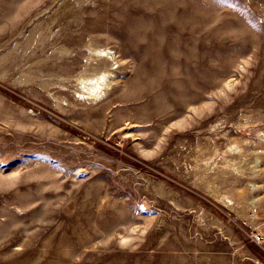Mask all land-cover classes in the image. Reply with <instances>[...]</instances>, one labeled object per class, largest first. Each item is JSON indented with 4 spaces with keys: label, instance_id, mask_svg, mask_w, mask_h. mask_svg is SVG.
I'll return each instance as SVG.
<instances>
[{
    "label": "rangeland",
    "instance_id": "374dc122",
    "mask_svg": "<svg viewBox=\"0 0 264 264\" xmlns=\"http://www.w3.org/2000/svg\"><path fill=\"white\" fill-rule=\"evenodd\" d=\"M0 264H264V0H0Z\"/></svg>",
    "mask_w": 264,
    "mask_h": 264
},
{
    "label": "bare ground",
    "instance_id": "6f19581e",
    "mask_svg": "<svg viewBox=\"0 0 264 264\" xmlns=\"http://www.w3.org/2000/svg\"><path fill=\"white\" fill-rule=\"evenodd\" d=\"M226 8H229L227 6H222V11H224ZM100 55L107 57L111 61L110 68H114V54L113 52H103ZM95 82H87L91 85L85 84V89H83L84 92L88 93L90 97H98L102 95V93H105V91L110 87L112 84V75L110 73L103 72L97 76H95ZM86 82V81H85Z\"/></svg>",
    "mask_w": 264,
    "mask_h": 264
}]
</instances>
